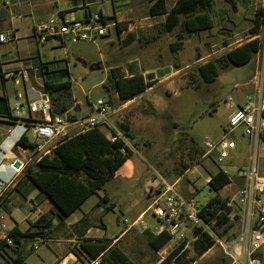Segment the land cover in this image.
I'll return each instance as SVG.
<instances>
[{
    "label": "rangeland",
    "instance_id": "rangeland-1",
    "mask_svg": "<svg viewBox=\"0 0 264 264\" xmlns=\"http://www.w3.org/2000/svg\"><path fill=\"white\" fill-rule=\"evenodd\" d=\"M167 1L170 4L173 0ZM108 6L105 5V8ZM145 7L146 3L142 1L138 7L139 13L145 15ZM97 8L98 5H95L93 11ZM259 8L264 9V0H232V3L213 0L209 13L215 28L187 36L179 50L171 51L168 47L169 42L175 41L178 27L169 34L164 33L161 27L163 18H155L151 20L155 27L153 30H143L139 40L130 41L125 46L118 42L116 36L113 37V48L107 38L93 42L66 39L63 48L44 52L45 60L55 56L67 61L76 103H70L71 116L82 118L91 112L97 99H107L113 109L109 116L111 124L123 133L120 125H126L129 129L130 136H125V143L132 152L131 160L135 167L133 176L124 179L125 168H120L92 199L109 193L112 199L120 201L121 211L130 223L132 216L150 204L145 192L158 186L163 179L168 183H176L178 193L184 198L189 194L187 199H193V205L199 209L216 194L206 184V179L222 170L232 180L220 191L221 198L229 203L232 227L225 233L219 230L222 236H216L213 232L212 236L215 241L221 238L224 242H230L240 234L242 212L231 200L236 199L237 190L244 184L237 173L239 168H246L247 150L244 148L242 152H233L229 159L219 164L216 162V151L205 155L207 149L204 142H216L227 134L228 118L234 111L227 107L229 100L236 107L242 97H256V93H253L255 84H245L256 69V85L264 91V24L259 33L261 47L249 64L242 67L229 64L228 68H222V55L226 52L224 45H235L237 41L250 37L252 19ZM152 36L156 38L155 41L150 40ZM206 63H212L217 71L213 82H205L198 71V67ZM130 64L148 73V81L153 79V83L161 82L148 93L123 102L106 77L111 67L116 68L118 75H127ZM60 68H66L65 63ZM179 68L180 71L168 76ZM164 75L168 77L159 79ZM235 83L240 84L237 90L233 89ZM240 133L241 129H237L227 138L239 140ZM26 136L33 141L31 131ZM243 144L246 147L245 141ZM188 167L189 172L177 180ZM260 172L264 175V159L260 161ZM123 191L125 194L121 193ZM140 193L142 198L135 207H131ZM262 203L264 195H259L258 204ZM109 204L101 201L100 206L91 209L88 222L107 224L112 232L121 225L122 222L118 224L117 218L122 213L107 212ZM143 221L145 224L153 221L151 214L147 213ZM134 229L138 231L136 227ZM219 246L217 244L215 248ZM193 253L192 248H189V256ZM262 255L264 248L259 252L261 258ZM3 262L4 259L0 257V264ZM30 262H36L33 256Z\"/></svg>",
    "mask_w": 264,
    "mask_h": 264
},
{
    "label": "crops",
    "instance_id": "crops-1",
    "mask_svg": "<svg viewBox=\"0 0 264 264\" xmlns=\"http://www.w3.org/2000/svg\"><path fill=\"white\" fill-rule=\"evenodd\" d=\"M142 1L146 3L145 9L147 13L145 15L139 13L138 7ZM176 1L173 0L169 4L165 0L167 10H170ZM107 4L109 6L106 9L105 5ZM95 5H98V8L93 11ZM149 7L150 3L147 0H0V34H5L8 39L6 42L0 43V215L3 216L7 227L8 223H10L8 227L10 231L16 228L20 233L45 234V236L30 239L29 243L33 239H41L43 242L36 250L26 248L22 256H18L10 248L2 250L0 257L4 259V262L1 264H16V260L20 259H23L21 264H32L30 262L32 256L36 260L34 264H92L94 261L100 263L101 257L106 255L107 251L111 248L120 250L132 264H162L168 254L183 242L185 245L176 257L181 253L185 254L184 260L181 261L182 264L194 257V253L192 256H189V248H192V251H194V242L200 238V234H195L196 229L189 225L185 228L186 239L184 241L178 242L170 238L159 250H154L150 246L149 241L165 231L153 218V221L147 222L144 228H136L138 231L134 228L130 229L128 224L123 221V219L127 218L121 211L120 201L112 199L110 194L105 192L102 197L106 198L107 202L110 203L106 207L107 212L115 213V211H120L122 213L121 217L117 218L118 224L122 222L121 225H118L117 231L111 232L107 224L100 225L98 222H88L91 209L100 206L101 203V196L98 199H92L97 193L89 196L78 209L61 219L53 204L25 176L24 169L30 164L21 166L19 170L12 168L14 161L19 160L22 163H26V160L31 155L29 148L16 145L17 140L21 136L22 127L12 121V107L17 102L30 103L46 95L44 89L45 78L52 83L64 81L66 78H61V74L59 73V70L62 69L60 66H63V63H65L69 74L67 61L57 59L55 56H52V59L48 58V60H45L44 56V52L47 50L63 48L67 41L66 38H50L44 43H38L33 32L35 25L56 15L83 20L93 14L100 13L103 17H107L108 20L106 21L111 24L108 34L104 38L108 39V43L113 48V37L116 36L118 42L125 46L130 41L139 40L140 33L143 30H153L155 27L152 25V19L163 18L161 27L164 33L169 34L178 27L175 41L168 43V47L171 49V45L173 46L177 41V35L181 34L180 26H177L171 32H167L164 28L165 15L150 16ZM254 19L255 13L252 19V27L254 26ZM246 20L250 19L246 18ZM213 23L214 25L210 30L216 26L214 20ZM260 30L261 28L258 29L257 33H250V37L237 41L235 45L225 44L224 48L226 52L255 37L260 40ZM208 31L182 34L183 38L176 47V50H179L180 46L183 45L187 36L198 35ZM150 40L155 41L156 38L152 36ZM33 66L42 67V70L38 72L29 71L26 79L6 76L9 72H17L24 67ZM110 69L116 68L111 67ZM178 71H180V68L168 76ZM256 72L257 69L254 75L246 80V85H253L250 81L253 77H257ZM137 73L142 74L144 77L148 75V73L139 71L130 64L128 66V74L121 77H130ZM168 76L164 75L159 79H165ZM68 78L71 81L70 74ZM160 82V80L154 82L151 87L146 88L132 99L153 90ZM238 85V88H240V84ZM254 92L256 93V84L253 88ZM262 95H264V91H262ZM244 100L245 97L239 99L238 105L242 104ZM11 101L13 102L11 103ZM73 102L75 103V99ZM67 114H71V108L68 109ZM103 132L105 133L104 130ZM232 140L236 143V148L233 152H242L244 148H246L247 153L249 152V139L243 137L242 133L239 135V140ZM243 141H245L246 147H244ZM122 167L125 168L123 173L124 179L133 176L135 167L131 159L127 160L120 168ZM189 170L190 167L177 180L182 178ZM212 175L214 174L209 175L208 178ZM231 183L232 180L230 179L229 184ZM155 187L145 192V196L150 201V204L153 201L152 195L156 190ZM220 191L219 194L221 195ZM121 193L125 194L124 191ZM260 195L262 196L264 193ZM188 196L189 194H186L187 198ZM141 198L142 195L140 193L131 207H135ZM150 204L137 215L133 214L135 216H132L131 221L141 216L144 217ZM111 206L113 207L109 209ZM95 240H102L109 243V245L105 251L101 252L96 258H93L83 249L82 244ZM217 244L218 242L215 241V244L209 250L195 258L191 264H237L224 253L219 244V248H215ZM235 249L238 253L239 246L237 245ZM261 261L264 264V255H262ZM170 264H177V262L173 258Z\"/></svg>",
    "mask_w": 264,
    "mask_h": 264
},
{
    "label": "trees",
    "instance_id": "trees-1",
    "mask_svg": "<svg viewBox=\"0 0 264 264\" xmlns=\"http://www.w3.org/2000/svg\"><path fill=\"white\" fill-rule=\"evenodd\" d=\"M147 1L150 3V16L165 15L164 28L167 32H171L177 26H180L181 34L177 35L176 43L173 46L171 45V51L176 50V47L180 44L183 38L182 34L210 30L214 25L209 13L213 0H177L170 10L165 7V0ZM225 1L232 3V0ZM103 19L108 20L107 17H103ZM262 24H264V9L259 8L255 11L254 26L250 29V33H257ZM260 47V40L255 37L227 51L222 57L224 61L222 68H226L229 64L234 66L247 64L259 51ZM40 69L42 70V67ZM198 71L205 82H213L217 75L215 66L212 63L199 66ZM59 73L61 78H66L64 81L52 83L46 78L44 79V89L50 99L51 111L54 115L66 114L71 101H74L71 90L72 82L67 79L69 76L67 69H60ZM147 78L139 73L123 78L117 74L116 69H110L106 81L112 85L118 98L126 102L154 84L153 81H148ZM67 117L70 120L77 119L75 116L68 114ZM120 128L124 131L125 136H130L126 125H120ZM16 145L31 148L34 143L26 135H23L17 140ZM122 146L123 141L121 139L111 142L101 128L95 127L63 139L56 146L52 155L43 157L38 162L25 167L24 174L53 204L59 217L63 219L78 209L89 196L97 193L113 177L115 172L127 160L131 159V150L126 147L127 151L123 154L120 151ZM229 183L228 174L222 170L212 175L207 185L216 194L209 198L199 208L198 212L204 223L211 225V228H217L211 229L216 236H222L232 227L229 218L231 209L227 205V200L222 199L219 194V191ZM100 200L108 201L104 197ZM112 207H109V209ZM219 230H222L223 233H219ZM195 234H200V238L193 245L194 257L184 264H191L195 258L215 244L214 237L202 228L196 229ZM10 236L13 238L15 245L8 246L4 241H0V252L5 248H10L18 256H22L29 239L45 236V234L20 233L14 228L10 231ZM169 239L170 236L163 232L152 238L149 243L154 250H159ZM108 245L109 243L102 240H95L82 244V247L91 257L96 258L107 249ZM184 245L183 242L174 248L162 264H170L173 258L177 264H182L181 261L184 260L185 254L181 253L177 257L176 255L183 249ZM22 262L23 259L16 260V264ZM100 264L132 263L120 250L111 248L106 255L101 257Z\"/></svg>",
    "mask_w": 264,
    "mask_h": 264
},
{
    "label": "built area",
    "instance_id": "built-area-1",
    "mask_svg": "<svg viewBox=\"0 0 264 264\" xmlns=\"http://www.w3.org/2000/svg\"><path fill=\"white\" fill-rule=\"evenodd\" d=\"M110 26L111 24L99 13L83 20L56 15L36 24L33 32L38 43H44L50 38H66L72 42H93L104 38ZM7 40L5 34H0V43ZM40 70L39 66L24 67L17 72H9L6 76L26 79L29 71ZM250 82L257 84V77H253ZM238 87V84L233 85V89ZM256 93L255 98L245 97L244 102L237 104L236 107L229 100L227 107L234 111L228 118L227 134L216 142L210 140L204 142L207 149L205 155L216 151V162L220 164L229 159L231 152L236 148L235 141L228 139L227 135L241 129L242 136L249 139L248 163L244 170L239 168L237 173L244 184L237 190L236 199L231 200L242 212L241 232L230 242H224L221 238L217 240L224 253L237 264H262L259 252L264 246V203L258 204V195L264 193V175L260 172V161L264 159V95L258 85H256ZM12 113V121L22 127L21 136L31 131L33 137L31 142L34 145L29 148L31 155L26 163L21 162V166L36 163L43 157L52 155L63 139L95 127L103 129L111 142L121 139L123 146L120 151L123 154L127 151L124 133L111 124L109 116L113 113V109L107 99H97L89 114L75 120H70L66 114H52L51 102L47 94L30 103H15ZM209 180L210 178L206 179V184ZM152 197L153 201L146 213L151 214L171 239L184 241L187 225L195 229L202 228L212 235V231L209 230L212 226L203 222L198 214L199 209L193 205V199L184 198L178 193L176 183H168L161 179ZM123 221L130 229L145 227L143 216L130 223L127 219ZM0 241H4L8 246L15 245L2 215H0ZM42 242L41 239H33L31 243H27L26 248L36 250ZM237 245L238 253L235 249ZM92 264L100 263L94 261Z\"/></svg>",
    "mask_w": 264,
    "mask_h": 264
},
{
    "label": "water",
    "instance_id": "water-1",
    "mask_svg": "<svg viewBox=\"0 0 264 264\" xmlns=\"http://www.w3.org/2000/svg\"><path fill=\"white\" fill-rule=\"evenodd\" d=\"M12 168L14 170H19L21 168V162L19 160L14 161Z\"/></svg>",
    "mask_w": 264,
    "mask_h": 264
}]
</instances>
